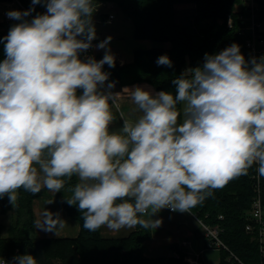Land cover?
<instances>
[{"label":"clouds","instance_id":"obj_1","mask_svg":"<svg viewBox=\"0 0 264 264\" xmlns=\"http://www.w3.org/2000/svg\"><path fill=\"white\" fill-rule=\"evenodd\" d=\"M37 4L46 12L27 19ZM93 11L91 0H32L7 13L20 22L0 40V198L58 193L77 177L64 200L84 212L85 229H147L161 210L188 212L254 165L264 175V56L246 60L233 43L173 79L175 94L134 86L141 115L120 112L112 130L111 37L96 45L102 59L81 57L96 39ZM156 63L172 67L167 55ZM36 226L56 234L64 220L47 211ZM2 264L37 259L25 252Z\"/></svg>","mask_w":264,"mask_h":264},{"label":"trees","instance_id":"obj_2","mask_svg":"<svg viewBox=\"0 0 264 264\" xmlns=\"http://www.w3.org/2000/svg\"><path fill=\"white\" fill-rule=\"evenodd\" d=\"M19 1L23 6L17 5L15 10L25 11L32 7V0ZM102 1L115 4L132 22L133 37L148 38L155 43H171L168 48H137L131 62L121 64L115 59V67L111 68L105 64L103 71L121 84L148 82L163 91L175 94L172 80L187 68L202 66L205 53L218 54L235 43L240 46L243 55L247 54L246 35L239 33L243 26L240 15L250 14L246 0H91L94 9L92 23L97 14L96 5ZM255 3L257 19L261 23L264 20V0H255ZM188 4L192 6L189 7ZM45 12L46 8L37 4L30 17ZM104 14L105 12H102L100 15ZM229 17L233 19L232 26L228 25ZM16 21L0 20V40L7 36ZM161 55L170 58L172 67L157 65L156 61ZM103 56L95 54L94 58L98 61ZM4 58V43H0V62ZM177 107L182 109L181 105ZM182 120L181 115L179 122ZM77 182L78 178L73 177L71 181H66L65 187L58 192L59 202L80 223V232L76 237L46 238L36 235L33 200L42 196L46 188L36 194L26 192L23 188L19 189L13 205L9 203L7 196L0 198V213L13 209L16 211L15 224L9 237L2 235L0 224V259H12L15 255L28 252L36 257L37 264L186 263L185 252H181L180 257L166 254L148 256L144 253V241L151 237L152 228L146 229L137 225L133 232L124 237H105L101 228L94 232L85 229L84 212L65 202L71 198L72 187ZM257 183L264 202V175H260L254 165L246 175H241L224 187L213 190L211 196L190 208L206 222L219 224L223 228L222 239L229 250L240 259H229V250L222 248L221 264H264V252L260 249L257 234L246 229L247 224L252 221L250 212L257 194ZM177 247L176 244L171 246L172 249Z\"/></svg>","mask_w":264,"mask_h":264},{"label":"crops","instance_id":"obj_3","mask_svg":"<svg viewBox=\"0 0 264 264\" xmlns=\"http://www.w3.org/2000/svg\"><path fill=\"white\" fill-rule=\"evenodd\" d=\"M3 3L8 4V1H3ZM190 5L192 6V4ZM9 6L12 5L9 4ZM113 7L114 5L112 8ZM183 7L187 6L183 5ZM13 8L15 7H11L9 11ZM106 8V10L102 9V11L99 12V14L103 11L105 12L104 15L100 16V19L95 17L93 22L94 27L98 20H103L104 24H111L116 20L117 15L115 11L109 10L111 7ZM109 13H114L115 16L113 19H108ZM121 21L124 22V25L128 24L125 22H131L127 21V19H122ZM119 26L123 28V25H117L115 27L117 29L114 27H106L105 29L102 28L98 33L96 32V39L92 43V51L94 54H105L106 49H99L96 45L101 41L106 40L108 37H111V40L107 45V49L110 50L114 58L121 64L131 62L134 57V50L137 48H150L153 46L168 48L171 45L170 41L155 43L148 38H135L133 35H131L132 37L125 38V36L121 34ZM132 30L133 25H131V31ZM115 85V93H119V96L116 99V106L113 107L115 120L111 126L112 130H119V128L123 125V121L119 116L120 112L124 113L125 119L133 121L141 115L131 100V89L134 86L151 88L156 92L161 91L160 88L148 82L121 84L115 81ZM182 107L183 105H181V108ZM33 211L35 215V231L36 235L39 237H76L80 232L79 221L73 218L68 210L59 202L58 193L46 189V192L42 196L33 200ZM47 211L54 214L58 213L60 218L64 220V226L62 228H57L56 234L54 232H45L37 229V221H43L44 215ZM190 216L194 219L189 210L188 212L181 213L173 212L170 209H163L156 214L153 219H159L161 224L157 228H152L151 237L144 241V253L148 256L157 254L173 255L174 249H172L171 246L175 244L178 246L185 239L190 241V244L185 247L189 253L201 252L203 250L202 248L205 247L206 239L201 233L196 220L194 219L195 221H193ZM15 218V209L9 210L5 213H0V224L2 226V235L4 237H9L12 234ZM135 229L136 227L133 229L112 231L107 227H102L101 233L105 237H124L129 235Z\"/></svg>","mask_w":264,"mask_h":264},{"label":"built area","instance_id":"obj_4","mask_svg":"<svg viewBox=\"0 0 264 264\" xmlns=\"http://www.w3.org/2000/svg\"><path fill=\"white\" fill-rule=\"evenodd\" d=\"M12 2H14L18 6H23L19 0H12ZM245 3L250 7V14H249V16H245L243 14L240 15V19L242 21L243 26L239 29V33L246 35L245 43H246V47H247V54H245L244 57L246 60H249L253 57L259 58L261 56H264V30H262L261 23L257 19V13H256L257 5L255 3V0H246ZM102 6L112 7L113 5L111 2L102 1L96 5V11L101 12ZM11 10H15V8H13ZM7 13L5 14L4 20H8V21L13 20L7 16ZM114 16H115L114 13H109L108 19H113ZM228 25L229 26L233 25L232 17H229ZM81 55H82V58L85 56H93V57L95 56V54L92 51V48H90L87 52L82 53ZM108 82H115L111 78L110 75H109L108 81L105 84V87H106ZM115 86H114V88L111 89V91L113 93H115ZM256 191H257V194L255 195V197L253 199L252 208H251V212H250V217H251L252 221L247 224L246 229L249 232H255L257 234L258 241L260 244V249L262 252H264V202H263L262 197H261L260 187H259L258 183L256 186ZM189 211L192 214V216L194 217V219L196 220V222H197V224L201 230V233L203 234V236L206 239V244H205L206 248L207 247H210V248L216 247L219 249L224 248V249L229 250V247L227 246V244L224 242V240L221 237V233L223 231V228L219 224L208 223L203 218L198 216L197 213H195L194 211H192L190 209H189ZM188 244H190L189 240H187V239L183 240L178 245L177 249H174L173 255H175L176 257H180L181 252H185L186 255H185L184 259H185L186 263H189V264H205L204 260L202 259V251L201 252H195V253H189L185 248ZM229 252H230L229 259L234 257L237 260H240L239 257L235 253H233L230 250H229ZM3 260L11 261L12 259L7 258V257L1 258L0 264H2Z\"/></svg>","mask_w":264,"mask_h":264},{"label":"rangeland","instance_id":"obj_5","mask_svg":"<svg viewBox=\"0 0 264 264\" xmlns=\"http://www.w3.org/2000/svg\"><path fill=\"white\" fill-rule=\"evenodd\" d=\"M12 5V6H9ZM14 4V5H13ZM189 7H191V5H187ZM11 7H16L15 3H12V1H8V4L7 3H3V1H0V20L4 19L5 18V14L9 11V9ZM239 8V6H237V9ZM101 9L103 10H106L107 8L102 6ZM109 10H112V11H115L116 15H117V18L114 22H112L111 24H104L103 20L99 21L97 23H95V30L96 32L98 33L102 28L105 29L106 27H116L117 25H123V28H121V26H119V29L121 31V34H123L126 37H132V31H131V22H125V23H128L126 25H124V22H122L121 20L122 19H127V21H130L128 20V18L121 12V10L114 4V7L110 8ZM104 12V11H103ZM100 14L99 12H97L96 14V17L98 19H100ZM27 19L31 20L32 17H27ZM20 21H16V24L19 23ZM229 23V19L227 21ZM261 28L262 30H264V20L261 21ZM117 29V28H115ZM191 217V216H190ZM191 219H193L191 217ZM193 221H195L193 219ZM200 235V234H199ZM202 259L204 260V263L205 264H221V250L219 248H216V247H213V248H210V247H203L202 248ZM192 253V252H191ZM185 264H189V263H185Z\"/></svg>","mask_w":264,"mask_h":264},{"label":"water","instance_id":"obj_6","mask_svg":"<svg viewBox=\"0 0 264 264\" xmlns=\"http://www.w3.org/2000/svg\"><path fill=\"white\" fill-rule=\"evenodd\" d=\"M203 63H204V61H203ZM203 65V64H202ZM159 88V87H158Z\"/></svg>","mask_w":264,"mask_h":264}]
</instances>
